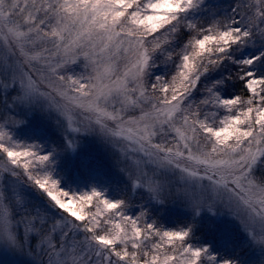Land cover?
<instances>
[{
	"label": "snow or ice",
	"instance_id": "1",
	"mask_svg": "<svg viewBox=\"0 0 264 264\" xmlns=\"http://www.w3.org/2000/svg\"><path fill=\"white\" fill-rule=\"evenodd\" d=\"M89 136L124 157L119 195L71 177ZM0 161V247L39 264H264V0H0ZM221 214L231 250L202 233Z\"/></svg>",
	"mask_w": 264,
	"mask_h": 264
},
{
	"label": "rangeland",
	"instance_id": "2",
	"mask_svg": "<svg viewBox=\"0 0 264 264\" xmlns=\"http://www.w3.org/2000/svg\"><path fill=\"white\" fill-rule=\"evenodd\" d=\"M215 2L231 3L233 0H215ZM34 123H39L44 133L50 139H57L56 128L53 125L43 123L39 119H36ZM123 158V156L117 158L113 151L106 148L102 142L89 136L87 139L81 140L78 156L73 159L68 171L71 177L83 187L82 176L87 175V170L79 167V161L86 160L92 165L96 174L101 179L107 180L110 183V186L114 189V195H119L120 190L126 187L125 177L121 172V169L124 167L121 163ZM68 183L71 185L72 190L75 191L76 184H72L71 179ZM25 191L28 190L25 189ZM129 198H133L132 194H129ZM30 199L32 205L43 206L44 204V201L37 193H32ZM144 200H146V197L143 192L137 190L133 202L142 203ZM159 218L164 225L170 228L178 227L187 222V210L181 202L170 198L165 203V207L160 209ZM228 219L221 214L212 222L205 220L202 226V233L205 238L212 241L221 250L226 247L231 250L234 241L239 243V237L234 231V225L226 222ZM239 255L243 264H260L261 254L259 249L243 247L239 251ZM40 260L39 249L37 250V254L33 256L0 247V264H39Z\"/></svg>",
	"mask_w": 264,
	"mask_h": 264
}]
</instances>
